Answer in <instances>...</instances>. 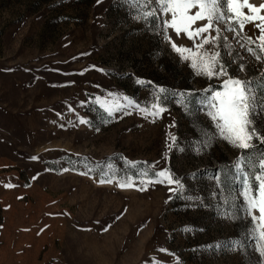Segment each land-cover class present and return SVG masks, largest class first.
Here are the masks:
<instances>
[{"label": "rangeland", "instance_id": "obj_1", "mask_svg": "<svg viewBox=\"0 0 264 264\" xmlns=\"http://www.w3.org/2000/svg\"><path fill=\"white\" fill-rule=\"evenodd\" d=\"M145 11L143 0H0V264L264 259L240 175L258 170L264 144L245 156L205 107L228 76L260 95L264 60L245 50L259 47V32L220 25L227 44L205 48L228 76L209 79ZM153 105L165 110L152 115ZM254 122L264 135V112ZM164 169L177 183L155 182Z\"/></svg>", "mask_w": 264, "mask_h": 264}, {"label": "snow or ice", "instance_id": "obj_2", "mask_svg": "<svg viewBox=\"0 0 264 264\" xmlns=\"http://www.w3.org/2000/svg\"><path fill=\"white\" fill-rule=\"evenodd\" d=\"M155 5L156 7H152ZM143 18L152 19L153 23L159 22L160 31L169 41L172 49L181 59L189 61L198 75L206 78L228 76L220 52H210L205 45L223 47L227 44V36H221L220 25L225 26L227 32L241 36L246 24H252L259 32V47H246L245 50L257 60H264V4L257 7L250 0H143ZM247 9V13L244 11ZM195 10V11H193ZM199 21H205L196 26ZM258 21V22H257ZM171 29L177 36L184 33L193 41L192 48L177 46L167 34ZM212 32L216 35L213 36ZM251 43V37H246ZM223 40L224 45L217 41ZM244 47V45H242ZM226 54H230L226 51ZM245 66L240 65L239 70L244 71ZM261 93L258 96L253 81L241 80L239 77L228 76L222 83L221 90H210L211 95L205 96V107L208 115L218 131L221 139L235 148L242 150L245 156L257 147L264 144V135L257 130L255 117L264 112V77L260 78ZM204 103V102H202ZM158 111L151 113L159 115L165 109L153 105ZM84 123V121H81ZM173 143L175 137L171 138ZM255 141V142H254ZM171 147V145H170ZM259 168L256 171H241L243 177V195L246 201V211L251 217V233L249 238L257 243V250L264 258V153L257 161ZM239 171V169H238ZM163 182L164 178L169 183L171 174L164 169L154 173ZM111 180H101L100 183H111ZM152 182V181H149ZM121 188L132 186L130 183H120ZM144 190V189H140ZM259 212V216L256 215ZM260 264H264V259Z\"/></svg>", "mask_w": 264, "mask_h": 264}, {"label": "built area", "instance_id": "obj_3", "mask_svg": "<svg viewBox=\"0 0 264 264\" xmlns=\"http://www.w3.org/2000/svg\"><path fill=\"white\" fill-rule=\"evenodd\" d=\"M161 35H163V34L161 33Z\"/></svg>", "mask_w": 264, "mask_h": 264}]
</instances>
